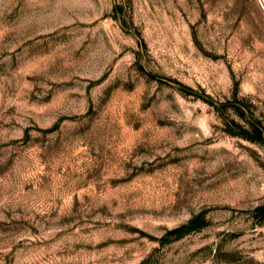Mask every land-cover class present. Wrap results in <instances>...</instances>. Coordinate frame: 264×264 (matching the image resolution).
<instances>
[{
  "label": "rangeland",
  "instance_id": "374dc122",
  "mask_svg": "<svg viewBox=\"0 0 264 264\" xmlns=\"http://www.w3.org/2000/svg\"><path fill=\"white\" fill-rule=\"evenodd\" d=\"M227 101L264 126L259 0H0V264H264Z\"/></svg>",
  "mask_w": 264,
  "mask_h": 264
},
{
  "label": "trees",
  "instance_id": "16d2710c",
  "mask_svg": "<svg viewBox=\"0 0 264 264\" xmlns=\"http://www.w3.org/2000/svg\"><path fill=\"white\" fill-rule=\"evenodd\" d=\"M225 104H234L233 107L236 113L239 116L245 118L246 121V126H238V129H240L238 132H235L236 130H233L231 127L230 129L232 132L239 133L240 135L244 136L249 140L264 142V126H262L258 120L251 118V116L247 114V108L245 104H242L240 101H227ZM229 122L231 124H235L233 120H230ZM262 209H264V205L262 206Z\"/></svg>",
  "mask_w": 264,
  "mask_h": 264
},
{
  "label": "bare ground",
  "instance_id": "6f19581e",
  "mask_svg": "<svg viewBox=\"0 0 264 264\" xmlns=\"http://www.w3.org/2000/svg\"><path fill=\"white\" fill-rule=\"evenodd\" d=\"M260 2L262 3V5H263V7H264V4H263L262 0H260Z\"/></svg>",
  "mask_w": 264,
  "mask_h": 264
},
{
  "label": "built area",
  "instance_id": "2783aa9c",
  "mask_svg": "<svg viewBox=\"0 0 264 264\" xmlns=\"http://www.w3.org/2000/svg\"><path fill=\"white\" fill-rule=\"evenodd\" d=\"M259 2H260V0H259ZM260 4H261V6L263 7V5H262V3L260 2ZM263 9H264V7H263Z\"/></svg>",
  "mask_w": 264,
  "mask_h": 264
}]
</instances>
